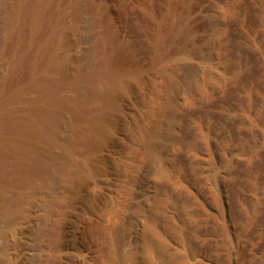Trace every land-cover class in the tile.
I'll list each match as a JSON object with an SVG mask.
<instances>
[{
	"label": "bare ground",
	"instance_id": "6f19581e",
	"mask_svg": "<svg viewBox=\"0 0 264 264\" xmlns=\"http://www.w3.org/2000/svg\"><path fill=\"white\" fill-rule=\"evenodd\" d=\"M62 1L0 3V197L11 193L3 219L9 234L0 232L5 236L0 264L74 261L66 216L99 176L114 133L138 119L132 100L149 98L152 86L158 95L140 160L129 174L137 185L145 181L144 160L158 157L166 135V109L199 83L195 59L207 54L200 28L218 19L227 0H165L152 48L146 43L149 33L139 23L129 27L114 8L116 0L69 1L70 24ZM85 17L90 24L83 25ZM140 17L147 25V14ZM94 35L82 59L66 49ZM139 36L149 59L136 46ZM125 216L100 228L99 264H138L136 229ZM34 219L41 225H21ZM80 243L84 248L87 241ZM76 256L77 264H85L86 254Z\"/></svg>",
	"mask_w": 264,
	"mask_h": 264
},
{
	"label": "rangeland",
	"instance_id": "374dc122",
	"mask_svg": "<svg viewBox=\"0 0 264 264\" xmlns=\"http://www.w3.org/2000/svg\"><path fill=\"white\" fill-rule=\"evenodd\" d=\"M69 1L61 4L69 9H65L67 24L74 21ZM164 2L116 0L114 8L129 27L139 23L145 28L149 33L146 43L152 48V34L160 25ZM224 3L218 19L200 28L208 46L205 59L194 61L201 76L199 83L166 109V135L159 145L163 149L158 147V159L144 160L145 181L137 185L129 174L140 160L144 128L158 95L152 86L149 98L132 100L131 109L138 119L122 123L114 133L99 176L66 216L74 252L87 255L85 264H99L100 228L122 221L125 214L136 229L138 264H262L264 0ZM142 12L149 17L147 25L141 23ZM85 18L83 25L90 24V18ZM95 38L71 46L77 47L75 50L66 49L82 59ZM137 38L139 52L149 59L151 53H144L142 37ZM6 191L0 197V232L4 228L8 235L3 225L10 193ZM23 222L21 225H41L37 219ZM1 237L0 249L5 236ZM81 238L87 241L84 248ZM76 255L69 264H77Z\"/></svg>",
	"mask_w": 264,
	"mask_h": 264
}]
</instances>
